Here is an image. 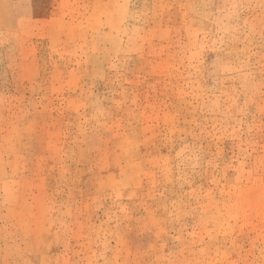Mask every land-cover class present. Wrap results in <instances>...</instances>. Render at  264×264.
Returning <instances> with one entry per match:
<instances>
[{"label":"rangeland","instance_id":"1","mask_svg":"<svg viewBox=\"0 0 264 264\" xmlns=\"http://www.w3.org/2000/svg\"><path fill=\"white\" fill-rule=\"evenodd\" d=\"M0 264H264V0H0Z\"/></svg>","mask_w":264,"mask_h":264}]
</instances>
